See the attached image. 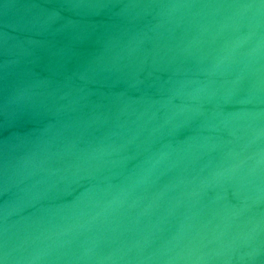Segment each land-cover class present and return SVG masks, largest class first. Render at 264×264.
<instances>
[{
	"label": "water",
	"instance_id": "obj_1",
	"mask_svg": "<svg viewBox=\"0 0 264 264\" xmlns=\"http://www.w3.org/2000/svg\"><path fill=\"white\" fill-rule=\"evenodd\" d=\"M0 264H264V0H0Z\"/></svg>",
	"mask_w": 264,
	"mask_h": 264
}]
</instances>
